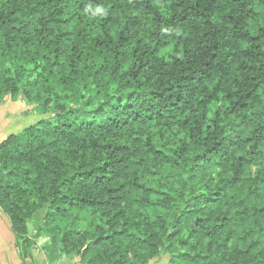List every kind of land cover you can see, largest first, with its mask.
<instances>
[{"label": "trees", "instance_id": "trees-1", "mask_svg": "<svg viewBox=\"0 0 264 264\" xmlns=\"http://www.w3.org/2000/svg\"><path fill=\"white\" fill-rule=\"evenodd\" d=\"M8 100L44 116L0 144L22 261L264 264V0H0Z\"/></svg>", "mask_w": 264, "mask_h": 264}, {"label": "crops", "instance_id": "crops-1", "mask_svg": "<svg viewBox=\"0 0 264 264\" xmlns=\"http://www.w3.org/2000/svg\"><path fill=\"white\" fill-rule=\"evenodd\" d=\"M16 115L20 116V118H16L18 120L15 121L17 129L15 130L16 132L8 134V136L4 137V135H7V133H5L3 131V127H1L2 133L0 132V144L10 135L20 133L25 128L33 125L44 117L43 115H40L34 107L26 106L21 100H9L6 101L4 105H0V119L4 118V120L7 121V124H10V116ZM13 238L14 235L11 230L10 222L0 212V264H49L47 259L44 261L35 259L37 256H39L36 255L37 250L33 251L31 259L22 261L19 257L16 247L14 246L13 249L10 248V242ZM60 263L58 262L57 264ZM64 264H78V262L73 261Z\"/></svg>", "mask_w": 264, "mask_h": 264}, {"label": "rangeland", "instance_id": "rangeland-1", "mask_svg": "<svg viewBox=\"0 0 264 264\" xmlns=\"http://www.w3.org/2000/svg\"><path fill=\"white\" fill-rule=\"evenodd\" d=\"M16 118H20V116L19 115L10 116V119H9L10 124H7V121H5L4 118L0 119V132L2 133L1 127H3V131L5 133H7V135H4V137L8 136V134L16 132L15 130H17V129H16L15 121L18 120ZM44 215H45V211H42L36 216L35 226H33L34 227L33 236L36 234L35 227L39 226L40 222L43 220ZM6 219H7V217H6ZM36 235H37L36 236L37 247H36L35 250H37V254L36 255H39V256H37V258H35V259L40 260V261H44V260H46V257H45L43 249H44V247L46 245H48L49 240H48V238L46 236H44L41 233H37ZM14 246H15V238H13L12 241L10 242V248L13 249ZM169 259H170V257L168 255H162V256L154 259L153 261H151L149 264H168L169 263ZM73 261L74 260H70L68 258H64V259H62L60 261L61 263L60 262L59 263L60 264H64V263L73 262ZM75 261H77L78 264H80V260L79 259H77Z\"/></svg>", "mask_w": 264, "mask_h": 264}, {"label": "clouds", "instance_id": "clouds-1", "mask_svg": "<svg viewBox=\"0 0 264 264\" xmlns=\"http://www.w3.org/2000/svg\"><path fill=\"white\" fill-rule=\"evenodd\" d=\"M85 11L90 12V14L94 17L97 15H106L107 14L106 10L102 7H96L94 10L88 8V9H85Z\"/></svg>", "mask_w": 264, "mask_h": 264}, {"label": "water", "instance_id": "water-1", "mask_svg": "<svg viewBox=\"0 0 264 264\" xmlns=\"http://www.w3.org/2000/svg\"><path fill=\"white\" fill-rule=\"evenodd\" d=\"M27 228H28V235L29 237H32L33 236V233H34V227L31 223L27 224Z\"/></svg>", "mask_w": 264, "mask_h": 264}]
</instances>
